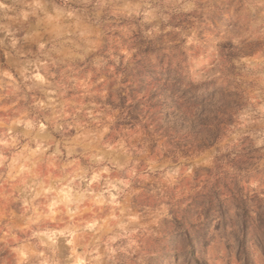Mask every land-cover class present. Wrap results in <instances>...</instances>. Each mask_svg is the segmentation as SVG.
Listing matches in <instances>:
<instances>
[{
	"label": "clouds",
	"instance_id": "obj_1",
	"mask_svg": "<svg viewBox=\"0 0 264 264\" xmlns=\"http://www.w3.org/2000/svg\"><path fill=\"white\" fill-rule=\"evenodd\" d=\"M0 264H264V0H0Z\"/></svg>",
	"mask_w": 264,
	"mask_h": 264
}]
</instances>
